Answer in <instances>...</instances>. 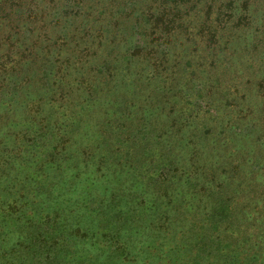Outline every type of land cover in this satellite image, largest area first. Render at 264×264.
Segmentation results:
<instances>
[{"label": "rangeland", "instance_id": "1", "mask_svg": "<svg viewBox=\"0 0 264 264\" xmlns=\"http://www.w3.org/2000/svg\"><path fill=\"white\" fill-rule=\"evenodd\" d=\"M49 1L11 0L13 24L0 13V63L13 53L11 80L0 76V264L23 237H49L46 216L66 206L73 221L105 207L129 217L159 187L162 150L186 157L200 133L232 136L264 112V0H61V12Z\"/></svg>", "mask_w": 264, "mask_h": 264}, {"label": "trees", "instance_id": "2", "mask_svg": "<svg viewBox=\"0 0 264 264\" xmlns=\"http://www.w3.org/2000/svg\"><path fill=\"white\" fill-rule=\"evenodd\" d=\"M0 1V13L13 24L11 0ZM52 2L59 12L66 10L61 0ZM84 6L98 7L96 0H86ZM69 9L81 7L74 4ZM179 27L176 18L165 23L171 32ZM41 37L37 35L35 41L39 43ZM11 39L8 35L7 41ZM12 54L8 50L0 63V76L6 82L12 77L8 67ZM233 115L237 121L247 116L240 109ZM256 116L258 124L237 125L239 133L232 136L228 125L220 132L219 127L214 131L211 127L200 133L191 141L186 157L174 153L175 145L162 150L156 174L159 187L141 190L140 206L129 217L121 210L108 217L110 210L105 207L98 211L96 216L103 217H96V223L87 217L80 220L85 215L73 221L72 207L56 210L46 216L49 237H23L20 246L26 247L9 264H31L32 259L38 264H170L184 257L186 264L190 256L192 264H264V112ZM247 128L251 134L242 142L237 137ZM213 134L214 140H230L224 146H212ZM130 217L136 220L133 226L128 225ZM133 231L142 234L140 242L132 243L129 234ZM177 236L175 247L163 251Z\"/></svg>", "mask_w": 264, "mask_h": 264}]
</instances>
